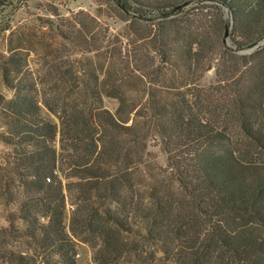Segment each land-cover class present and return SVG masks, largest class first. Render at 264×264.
I'll use <instances>...</instances> for the list:
<instances>
[{"label":"trees","instance_id":"trees-1","mask_svg":"<svg viewBox=\"0 0 264 264\" xmlns=\"http://www.w3.org/2000/svg\"><path fill=\"white\" fill-rule=\"evenodd\" d=\"M95 1L125 34L55 13L46 54L0 57V191L23 192L0 260L78 264L86 243L95 264H264V44L238 53L264 38V0ZM153 136L168 175L148 166Z\"/></svg>","mask_w":264,"mask_h":264},{"label":"rangeland","instance_id":"rangeland-1","mask_svg":"<svg viewBox=\"0 0 264 264\" xmlns=\"http://www.w3.org/2000/svg\"><path fill=\"white\" fill-rule=\"evenodd\" d=\"M104 8V7H103ZM85 10L91 15L96 16L101 23L107 24L111 32L125 34L124 28L125 23L119 19L109 17L107 11L100 10L99 5L95 0H6L3 6H0V57L7 53V49L12 44L13 46H29L28 42H32L41 55L46 54V51L42 45L44 42H51L54 32L48 26L49 20H55V13H59L62 16H69L71 12L77 10ZM9 24L10 29L5 30ZM232 25H230L228 44H232ZM39 38H36L35 36ZM224 36V31L222 32ZM40 40L41 45H37L36 40ZM225 43V42H224ZM252 51L239 54H249ZM1 62V60H0ZM216 80V70L212 68L204 74L201 79V84L209 85ZM0 91L6 95H10L11 92L5 87L0 70ZM104 106L111 111H114L117 102L115 99L104 97ZM43 115L54 122H57V118L49 113L46 109L43 110ZM3 128H0L2 131ZM7 147L3 142L0 141V158L8 151ZM147 150L149 155L147 156V162L149 168L155 173H164L168 175L166 170V154L159 145V140L155 136L148 137L147 139ZM264 161V157L261 158ZM173 179V178H171ZM174 189L177 188V184L174 183ZM14 196L16 201H12L9 197L1 195L0 191V228L9 227L7 218L11 213L16 212L18 202L23 192L18 189L17 185L13 188ZM67 218L65 220L66 225L70 224V216L72 212V205H67ZM15 226H22V221L16 220ZM5 241L16 248L26 250L25 247L19 245V243L13 237H7ZM93 252L90 246L86 243H79L78 254L76 256L78 264H95L93 262ZM0 264H5L0 260Z\"/></svg>","mask_w":264,"mask_h":264},{"label":"water","instance_id":"water-1","mask_svg":"<svg viewBox=\"0 0 264 264\" xmlns=\"http://www.w3.org/2000/svg\"><path fill=\"white\" fill-rule=\"evenodd\" d=\"M229 29H230V26L229 25H226L225 30H224V38H223V41L225 42V44H228ZM263 44H264V38L261 39L256 45H254L252 47H249L247 49H244V50H240V52L241 53H245V52L253 51L259 45H263Z\"/></svg>","mask_w":264,"mask_h":264}]
</instances>
